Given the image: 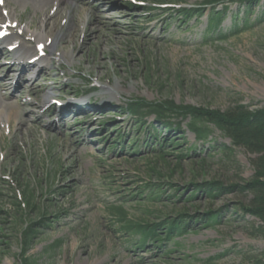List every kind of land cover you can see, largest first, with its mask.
Returning a JSON list of instances; mask_svg holds the SVG:
<instances>
[{"label": "rangeland", "instance_id": "374dc122", "mask_svg": "<svg viewBox=\"0 0 264 264\" xmlns=\"http://www.w3.org/2000/svg\"><path fill=\"white\" fill-rule=\"evenodd\" d=\"M51 1L40 6L10 0L6 5L31 29L39 28L45 15L53 16L50 21L57 26L53 38L60 27L65 31L73 8L76 32L73 44L60 42L52 51L47 48L42 58L48 67L35 81L18 87L17 103L9 97L12 88L0 90V264H20L22 228L42 220L51 226L32 243L28 255L34 264H264V237L253 234L248 224L258 220L232 210L246 203L249 195L225 194L209 200L198 193L187 201L195 183L230 184L250 178L253 155L238 147L222 149L231 145L230 139L212 125L207 141L196 142L185 120L179 144L165 145V159H157L162 138H175L177 132L161 129L154 114L134 122L117 109L133 98L172 100L211 110H224L238 100L250 110L264 106V0L252 4L248 12L238 0H229V12L221 22L227 37L219 39L216 34L205 42L207 10L221 9L224 0L180 1L188 7H205L202 16L189 19L170 10L144 12L118 0H75L63 9ZM110 1L114 6H109ZM142 1L151 8L156 2L174 3ZM98 3L106 13L97 11ZM88 12L91 18L84 28ZM158 14L163 15L152 17ZM24 44L35 51L34 43ZM0 46L1 77L9 70L2 61L10 62L13 55L4 50L5 44ZM69 49L71 63L68 57L59 58L62 50ZM36 70L26 71L25 78ZM10 72L12 82L17 72ZM91 86L93 106L84 122L64 116L56 127V105L43 111L41 98L47 92L64 102ZM104 86H116L118 92L110 98L111 91ZM107 97L101 105V98ZM10 107L19 114L7 123ZM153 128L159 139L145 145L143 139ZM129 143L137 144L140 151L130 153ZM180 153L186 156L179 161ZM26 188L32 190V209L23 196ZM111 205H123L134 223H155L162 242L158 243V236L156 242L152 239L135 247L139 235L122 228L123 223L109 211ZM209 210L219 211V223L202 227L197 222L189 232L168 239L162 233L166 216L182 212L198 218Z\"/></svg>", "mask_w": 264, "mask_h": 264}, {"label": "trees", "instance_id": "16d2710c", "mask_svg": "<svg viewBox=\"0 0 264 264\" xmlns=\"http://www.w3.org/2000/svg\"><path fill=\"white\" fill-rule=\"evenodd\" d=\"M180 2L182 0H174ZM213 0H209L212 2ZM216 1V0H215ZM241 4L245 5V11H249V7L252 4H256L259 0H238ZM221 9H217L212 6L209 10V22L206 36L216 35L219 39L226 38V33L221 32L220 24L221 21L228 14L229 0H224L221 3ZM198 9L194 8H178L175 9L177 15L181 17L198 16L203 12H197ZM236 27L234 24L233 28ZM247 28V22L244 25ZM232 28V29H233ZM244 28V29H245ZM218 29V31H216ZM232 32V31H231ZM235 33V32H234ZM125 109L134 116V119L139 121L150 114H154L155 121L164 126L166 130L176 131L178 134L175 138L173 135L169 137L165 136L162 138V143H159L158 158L165 159V145L172 144L171 146H176L179 144L180 139L178 136L182 134V122H185L187 130L194 134L196 142H205L211 132L209 125L217 128L221 134L230 139V148L227 146H222V149H232L234 147L242 148L248 153L252 154L253 157L250 159V164L253 168V174L248 179H239L234 183H223L218 181L195 183L194 189L189 193L187 201H190L195 194L203 193L209 200L218 198L225 194H247L249 199L246 203H241L238 207H233L232 210L235 212H240L242 215H249L258 220L256 222L248 223L250 225L251 231L257 236L264 237V106L259 109L250 110L249 105H245L239 100L236 101L233 106H229L224 110H211L208 108L194 107L185 104H176L172 100H157V101H147L142 98H135L129 101ZM175 117L172 121L170 118ZM145 142H152L155 144L159 137L155 134L154 128L145 137ZM161 144V145H160ZM191 147H186L189 150ZM137 151L136 149H133ZM231 151V150H229ZM185 154L180 153L177 158L180 160L185 158ZM153 171V168H150ZM23 196L27 199V207L32 209L34 204L32 203L33 196L32 190L26 188L23 190ZM150 194H154L153 190ZM154 199V197H151ZM15 204V203H14ZM33 205V206H32ZM111 212L115 213L121 219L125 221V228L128 232L134 230L138 231L141 235L142 241L146 238H154L157 234L156 224L140 222L134 224L131 221H127L126 213L122 206H112ZM17 211H21V207L17 208ZM219 211L214 212L209 210L202 217L196 218V216L185 217L182 212H178L176 216H166L162 222L163 232L167 238L173 235H180L184 232H189V227L192 224L195 226L197 222L201 223L202 227H209L220 220ZM22 222V220H20ZM23 224V223H22ZM46 227H49L47 221L42 220L39 224L29 222L23 226L21 231V252L20 264H34V262L29 258L28 251L32 247V243L38 238L40 231ZM162 235H160V238ZM161 240V239H160ZM220 256V255H218ZM264 263V262H263Z\"/></svg>", "mask_w": 264, "mask_h": 264}, {"label": "bare ground", "instance_id": "6f19581e", "mask_svg": "<svg viewBox=\"0 0 264 264\" xmlns=\"http://www.w3.org/2000/svg\"><path fill=\"white\" fill-rule=\"evenodd\" d=\"M9 1L8 0H7V2L5 0L3 2L0 1V8H3L6 5L8 6ZM27 1L34 2L35 4H40V6H45V5H47V3H49L50 0H27ZM53 1H56L57 4L59 5L58 7L61 6V9H63L67 3L71 2V1L75 2V0H52L51 2H53ZM96 1L97 0H93V2H96ZM110 3L113 4V2H110ZM100 5H101L100 3L96 4L97 11L100 13H106L107 11H102V10L100 11V9H99ZM106 10H108V9H106ZM72 12H73V8L69 12V21L66 24L65 31H63V27H60L59 33L56 36H54V38H53V34H55V32L57 31V26H56L55 20H53L52 22L50 21L53 16L47 17L45 15L39 21L40 27L36 28V29H31L30 23L26 24L24 27L19 26V20L15 16L14 9L11 11V14L9 13L11 15V19H8V17H9L8 14H7L8 17H5L3 14L0 15V30H6V36L10 38L11 42L6 43L7 45L13 44V43L18 45L19 50L16 52V58L15 59H18V60L22 59V61H23V59H25L27 61L29 58L34 57L35 53H31L30 47L29 46L26 47L24 43H21L20 41L18 43L15 36L19 35L25 41L26 37H28V35H29L31 38H33V40L35 41L36 44H38V45L44 44L51 51L54 50L55 47L60 44V42H72V44H73L74 43L73 37H74V34L76 32V24H75V22H73V18L71 16ZM57 13H58V11H56V14ZM89 18H91L90 12L87 13L86 17L82 21L84 28H86L89 25ZM9 22H10V24L12 22H15L16 26L15 27H11L10 25L7 26V23H9ZM6 36L4 38H6ZM59 57H68L69 62L71 63L72 58H73L72 49L65 50V51L62 50ZM79 59L80 58H78V61H79ZM13 64L11 65V67L13 66ZM31 64L39 66V69L37 71V75H39L40 69L47 66V63L44 62L43 59L40 57ZM24 75H25V71L21 69L19 71L18 78L16 81L17 87H19V85L21 84L20 80L24 77ZM9 78H10V72L7 71V73H5L3 75V77L0 78V88H2V87L4 89L8 88V83H6V81ZM107 87L108 86H104L105 89ZM107 90L111 91L110 98L114 97L115 94L118 92V88L116 86L108 87ZM104 94H105V92L102 95H104ZM49 95H51L50 92L44 96V98H46V100L43 102L44 104L49 102V99H50V97H48ZM107 101H108V97L107 98H101L100 104L101 105L105 104ZM69 105H70L69 101H66L63 108L68 107ZM18 114H19L18 110H15L14 107H10L8 115H6L7 121H9L10 119H16L18 117ZM61 118H62V114H61V112H59L58 116H57V120H60ZM81 144H83V143H81Z\"/></svg>", "mask_w": 264, "mask_h": 264}, {"label": "snow or ice", "instance_id": "6c2138e0", "mask_svg": "<svg viewBox=\"0 0 264 264\" xmlns=\"http://www.w3.org/2000/svg\"><path fill=\"white\" fill-rule=\"evenodd\" d=\"M0 34H3V33H0Z\"/></svg>", "mask_w": 264, "mask_h": 264}]
</instances>
